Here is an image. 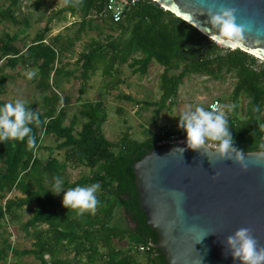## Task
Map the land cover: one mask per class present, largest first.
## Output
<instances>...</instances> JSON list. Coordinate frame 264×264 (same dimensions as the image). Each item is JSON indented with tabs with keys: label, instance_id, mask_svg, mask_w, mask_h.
Returning <instances> with one entry per match:
<instances>
[{
	"label": "trees",
	"instance_id": "obj_1",
	"mask_svg": "<svg viewBox=\"0 0 264 264\" xmlns=\"http://www.w3.org/2000/svg\"><path fill=\"white\" fill-rule=\"evenodd\" d=\"M6 1L7 6L0 12V19L17 25L19 22L14 13L21 0ZM104 2L81 0L79 6L64 4L55 15H62L60 20H65V13L78 19L76 34L65 37V40L61 34L46 38L50 30L47 23L23 49L13 45L15 36L0 35V93L6 79L3 69L17 65L36 70L34 88L41 93L40 110L33 104H25L26 108L38 114L41 121L39 126L29 125L35 145L29 148L27 137L23 141L0 143V222L5 218L11 221L15 211L32 205L23 230H34L39 225L45 228L29 234L31 248L21 254L33 256L38 264H137L134 256L138 255L145 258L144 264H165L159 251L152 247L156 241L141 222L132 176L126 173L128 166L154 148L162 135H150L136 141L124 133L115 142L106 140L99 129L106 120L100 100L81 106L78 116L83 121L74 131V116L67 125L63 124L69 98L56 91L59 78L80 80L82 85L78 93L81 94L84 83L99 71L109 79L108 87L113 89L120 84L118 80H112L115 65H125L132 74L144 75L148 65L154 61L162 68L158 77L160 94L157 102L142 104L162 109L174 102L177 87L188 75H204L217 80L224 74H231L234 85L230 100L236 102L240 97L245 100L243 117L227 118L235 147L243 152H258V144L264 137L260 127L264 124L260 118L264 111V62L257 63V59L237 49L220 50L212 42L204 46L206 39L200 33L150 0L137 1L116 24L104 19L97 23L91 15L98 14ZM33 4L41 6L40 2ZM20 23L27 26L23 17ZM102 27L115 36H105L104 42L90 39L78 53L73 68L64 70L60 63L61 55L79 39L78 33L86 28H94L100 33ZM202 50L204 55L200 57ZM120 98L131 101L125 95ZM4 104L0 101V107ZM254 107L259 111L254 112ZM170 133L185 136L182 129L163 134ZM39 136L53 137L57 142L56 149L62 151L61 160L50 157L42 161L35 155ZM70 164L86 167L89 175L73 182L63 180L64 190L94 183L101 186L94 215L87 212L79 215L64 208V193L53 195L50 192L54 178L62 179V173ZM13 191L21 196L6 198ZM115 211L120 220H126L132 226L119 225L117 221L111 223ZM118 243H125L127 247L122 248ZM139 244H149V250L137 252L135 246ZM6 252L5 247L0 250V259Z\"/></svg>",
	"mask_w": 264,
	"mask_h": 264
},
{
	"label": "water",
	"instance_id": "obj_2",
	"mask_svg": "<svg viewBox=\"0 0 264 264\" xmlns=\"http://www.w3.org/2000/svg\"><path fill=\"white\" fill-rule=\"evenodd\" d=\"M150 1L194 28L204 46L211 42L204 33L206 13L235 8L237 24L246 28L237 50L264 60V0ZM255 153L244 152L249 167L242 171L213 152L210 164L206 155L182 145L155 146L128 166L137 212L165 264H239L225 256L223 241L244 227L264 246V163L252 162Z\"/></svg>",
	"mask_w": 264,
	"mask_h": 264
},
{
	"label": "rangeland",
	"instance_id": "obj_3",
	"mask_svg": "<svg viewBox=\"0 0 264 264\" xmlns=\"http://www.w3.org/2000/svg\"><path fill=\"white\" fill-rule=\"evenodd\" d=\"M33 2H40L41 6H35ZM7 6L6 0H0V12ZM44 6L48 7L45 9ZM64 7L62 0H21L14 13L17 25L11 24L7 20L0 19V35L9 34L15 36L13 45L23 49L43 28L48 24L49 32L46 38L56 34H61L63 40L65 37H72L76 34V17L65 15V20H60L62 15L55 13ZM21 17L27 21V26L20 23ZM98 23V22H97ZM100 26V24L98 25ZM105 36L114 37L115 33L102 27L100 33L94 28L84 29L78 33V40L73 43L68 51L62 53L60 63L64 70L73 68L78 53L83 49V45L89 40L104 42ZM220 50L221 47L218 46ZM257 59V63H260ZM162 68L152 61L144 75L132 74L125 65H115L112 71V80H118L120 84L113 89L108 87L109 79L103 77L100 72L91 76L83 87V92L78 93L82 85L80 80L68 77L58 79L57 93L69 98L66 105V119L64 125H67L71 117L76 118L74 131L80 127L83 119H80L78 112L81 106L86 102L100 100L103 103L106 112V120L100 125L99 129L104 138L110 142L117 141L122 134L136 141H140L150 135H157L166 132H175L178 128L179 116L185 110L186 105L202 106L208 110V104L217 100L219 105L224 107L227 118H242L245 108V100L240 97L236 102L230 100L231 91L234 85V78L231 74H224L219 79L213 80L204 75H188L177 87L174 102L164 106L162 109H156L154 106L146 107L142 102H157L159 97L158 77ZM28 72H36L34 68L22 67L17 65L14 68L5 67L3 73L6 76L0 93V101L6 103H15L16 100L24 101L25 104H33L35 109L40 110L41 93L34 88L35 77L28 78ZM121 95L128 96L131 101L120 98ZM235 105L232 111L228 108ZM264 121V111L260 116ZM39 147L35 155L42 161L48 158L62 159V151L56 149L57 142L51 136H39ZM88 169L84 166L68 165L62 173V180L73 182L78 178L88 176ZM98 194V191L96 195ZM21 196L17 191L6 195V198ZM32 205L23 207L15 211L11 221L5 218L0 222V250L6 248V255L0 259V264H38L36 258L31 255H22L21 252L31 248L32 238L29 234L32 231L45 228L43 225L36 226L34 230L28 229L26 232L22 226L30 216ZM115 211L111 223L116 222L119 225L132 226L128 221H122L119 214ZM126 248L125 243L117 244ZM5 251V250H4ZM137 264H144L145 258L142 255L134 256Z\"/></svg>",
	"mask_w": 264,
	"mask_h": 264
},
{
	"label": "clouds",
	"instance_id": "obj_4",
	"mask_svg": "<svg viewBox=\"0 0 264 264\" xmlns=\"http://www.w3.org/2000/svg\"><path fill=\"white\" fill-rule=\"evenodd\" d=\"M63 2L65 5L73 4V6L81 4V0H63ZM236 11L235 8L220 7L216 11L210 9L206 13L208 26L207 32L204 33L212 43L223 49L235 50L246 41L245 25L237 24ZM36 74V72H28L27 75L32 79ZM234 107L235 105L229 107L228 111L231 112ZM253 111H259L258 107H254ZM40 123L38 114L29 107L26 108L24 101L6 103L0 107V143L8 140L23 141L27 137L28 146L31 148L35 145V137L31 135L32 128L29 125L39 126ZM260 127L264 131V124ZM178 128L185 132L186 147L206 155L210 164L212 160L208 153L213 152L219 160L232 161L238 164L242 171H247L249 164L245 161L246 155L234 145L224 107L212 104L210 109L206 110L202 106L186 105L179 116ZM258 148L259 151L253 154L255 159L252 162L264 163V137L261 138ZM180 150L183 153L184 149L180 148ZM100 187L99 183H94L64 190L63 180L55 177L50 192L53 195L64 193L62 196L64 208L74 210L79 215L86 212L94 215L99 204L96 193ZM173 195L182 196L180 193ZM223 243L228 250L225 256L230 255L234 261H239V264H264V246L259 245L250 228L237 229L227 236Z\"/></svg>",
	"mask_w": 264,
	"mask_h": 264
},
{
	"label": "built area",
	"instance_id": "obj_5",
	"mask_svg": "<svg viewBox=\"0 0 264 264\" xmlns=\"http://www.w3.org/2000/svg\"><path fill=\"white\" fill-rule=\"evenodd\" d=\"M139 0H105L103 3L101 11L96 15H91V18L95 22H100L102 19L106 20L108 23L116 24L120 22L125 14L130 10V8ZM212 104H218L217 100H213L208 104V109ZM162 137L159 141L155 143L156 147L161 146H174L182 145L186 147L185 136H180L176 133L161 134ZM135 250L139 253H143L149 250V244L145 246L136 245Z\"/></svg>",
	"mask_w": 264,
	"mask_h": 264
},
{
	"label": "bare ground",
	"instance_id": "obj_6",
	"mask_svg": "<svg viewBox=\"0 0 264 264\" xmlns=\"http://www.w3.org/2000/svg\"><path fill=\"white\" fill-rule=\"evenodd\" d=\"M255 57H257V56H255ZM259 58V57H258ZM263 60V59H262ZM264 61V60H263Z\"/></svg>",
	"mask_w": 264,
	"mask_h": 264
},
{
	"label": "crops",
	"instance_id": "obj_7",
	"mask_svg": "<svg viewBox=\"0 0 264 264\" xmlns=\"http://www.w3.org/2000/svg\"><path fill=\"white\" fill-rule=\"evenodd\" d=\"M143 264V263H142Z\"/></svg>",
	"mask_w": 264,
	"mask_h": 264
}]
</instances>
